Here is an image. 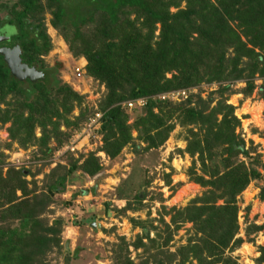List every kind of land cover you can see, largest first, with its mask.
Listing matches in <instances>:
<instances>
[{"label": "trees", "instance_id": "16d2710c", "mask_svg": "<svg viewBox=\"0 0 264 264\" xmlns=\"http://www.w3.org/2000/svg\"><path fill=\"white\" fill-rule=\"evenodd\" d=\"M183 1L185 6L180 8ZM171 7L177 10L171 13ZM45 11L50 13V24L66 40L73 55L84 56L85 74L104 86L99 102L103 117L98 131L103 138L104 153L115 157L134 142L126 125V108L120 105L130 99L147 98L143 108L131 110L144 112L137 115L133 128L137 138L146 143L145 150L163 144L174 127L172 119L176 118L183 127L196 128V131L188 129L185 152L197 159L192 161L187 175L205 191L176 210L172 223L193 222L195 231L201 233L198 246H192L194 240H189L176 253H170L162 248L170 236L164 239L162 246L155 248L157 240L149 238V232L143 233L133 246L146 247L143 239H148L155 248L149 259L155 264H172L176 254L181 264L189 256L196 258L198 264L202 261L204 264H235L230 257H223L225 250H232L241 242L235 239L232 243L238 231L236 196L250 182L261 181L258 197L264 200V161L259 155L251 156L244 139L235 132L239 119L234 115V107L224 99L212 97L213 94L221 97L230 85L220 84L207 99L191 93L178 103L155 99L154 95L196 88L202 82L240 80L250 74L262 80L259 89L264 90V0L0 2V33L5 28L16 29L11 39L0 41V47L18 45L22 63L34 66L43 74V79L36 82L20 81L10 74L0 56V102L6 104V108L0 109V123H11L10 137L20 147L38 144L39 150L49 155L51 149L47 144L51 136L58 139L65 134L67 139L83 126L87 113L86 108L81 107L84 96L58 77L57 69L62 63L56 61L55 66L50 67L43 61L52 49L44 22ZM130 14H135V20L129 19ZM231 22L236 23L239 30L236 31ZM156 25H159V35L154 41ZM240 34L247 42L241 40ZM247 43L252 47L248 48ZM244 57L248 60L243 61ZM253 88L251 80L247 92ZM7 96L10 101H6ZM215 100L216 104L210 108ZM74 108L78 109V115L71 117ZM61 125L71 127V131H60ZM36 128L41 132L39 138H35ZM133 146L136 153L141 148L137 144ZM215 158L221 162L213 164ZM196 162L199 173L195 169ZM70 164L67 169L65 165L56 164L45 176L42 190L33 178L29 182L25 179L30 174L27 169L9 168L5 177L0 175V264H46V255L59 248L62 221L57 219L49 225L43 215L54 203V196L64 193L67 175L76 167L75 162ZM82 168L90 174L99 169L94 154ZM16 191H20L19 197ZM219 200L223 201L220 205ZM130 208L128 204L123 210ZM131 221L135 226L146 228L141 221ZM252 228L259 231L264 229V224L252 225ZM119 239L120 244L114 248V264H134L124 253L128 243L122 237ZM204 251L209 260L202 259ZM258 252L254 264H264V245L258 246Z\"/></svg>", "mask_w": 264, "mask_h": 264}, {"label": "rangeland", "instance_id": "374dc122", "mask_svg": "<svg viewBox=\"0 0 264 264\" xmlns=\"http://www.w3.org/2000/svg\"><path fill=\"white\" fill-rule=\"evenodd\" d=\"M3 1L6 2V0H0V2ZM184 6L183 1L180 8ZM176 10L175 7L169 9L171 13ZM50 19V13L45 11L44 22L52 49L43 57V61L50 67L55 66L56 61L62 63V66L57 69L58 77L70 85L75 92L84 96L81 107L86 108L87 121L96 113H103L99 102L105 92L104 86L85 74L84 56L73 55L66 40L50 24ZM129 19L135 20V14H130ZM231 26L236 31L239 30L236 23L231 22ZM15 30L14 27L5 28L0 33V41L11 39ZM158 35L159 25H156L154 41ZM240 37L243 42H247L244 35L240 34ZM247 47L252 46L247 43ZM255 51L258 52V48H255ZM247 60L246 57L243 58V61ZM75 67H82L84 70V77L79 81L75 80ZM244 73L248 75L249 72ZM255 75L250 74L251 77L245 75L240 80L202 82L192 93L198 94L202 99H207L208 95L220 84H229L230 89L221 97L219 94H213L212 97L216 100L224 99L226 104L234 107V115L239 119L235 132L244 139L251 156L259 155L260 160L264 161V90L259 89V79L255 78L257 76ZM167 77H170V74H167ZM251 80L254 88L249 93L247 89ZM170 91L173 90L166 92ZM157 96L158 94L154 95V98L159 99ZM216 100L210 104V108L216 104ZM6 101H10V96L6 97ZM4 108L6 104L0 102V109ZM139 114L144 115L143 110L133 112L126 109V125L130 127V133L134 139L133 144L141 148L136 153L133 144L126 145L115 157L104 153L103 138L98 132L99 128L94 131V137L80 138L75 145V151H68L62 155H59L60 149L71 142L74 132L70 133L67 139L65 134L59 136L58 139L51 136L47 144V147L51 149L50 154L44 155L39 150L38 144L31 143L28 148L20 147L19 143L10 137L8 128L11 123L9 121L0 123V161H3V164H0V175L2 177L6 176L9 168L22 171L27 169L30 174L25 179L29 182L33 178L39 190H42L45 176L56 164L65 165V169L70 167L71 161L76 164V167L67 175L64 193L54 196V203L43 215V219L49 225L57 219L62 221L58 236L60 246L46 255V264H114V248L115 245L120 244V237L128 243L127 252L124 253L134 264L145 262L155 264L149 257L155 252L157 246L163 245L164 239L168 236L170 239L167 245L162 247L164 251L176 253L178 248L186 246L189 240H194L191 242L194 244L192 246H198L201 233L195 231L193 222L177 220V224L172 223L176 210H181L193 198L205 191V188L191 181L187 175L192 161L197 159V156L192 158L185 152L190 135L188 129L196 131V128L193 125L183 127L176 118L172 119L174 127L163 144L157 148L145 150L146 143L137 138V131L133 128V123ZM77 115L78 109L74 108L71 117ZM70 128L61 125L59 130L66 133L71 131ZM34 134L35 138H39L40 129L36 128ZM57 151V162L51 165ZM26 154L29 155L31 161L28 168L17 169L13 166L11 161L15 159L23 161ZM91 154H94L99 165V169L93 174L82 168L84 162L90 159ZM239 158L247 162L246 158L241 156ZM220 162L219 158H215L212 163ZM195 165L199 173L198 162ZM261 186V181H252L236 196L238 231L232 243L235 239H241V242L232 250L229 248L225 250L223 257H230L235 264H254L259 256L258 246L264 245V229L252 231V225L264 224V200L258 197ZM15 193L17 197L21 195L20 191ZM222 203V200L217 201L218 205ZM128 204L131 208L124 211L123 208ZM131 219L141 221L146 228L135 226ZM148 232L149 238L157 240L155 248H152L148 239H143L146 247L136 249L133 243L143 233ZM201 257L205 259L208 255L204 251ZM172 264H181L178 254ZM182 264H198V261L189 256ZM199 264H204V262Z\"/></svg>", "mask_w": 264, "mask_h": 264}, {"label": "built area", "instance_id": "2783aa9c", "mask_svg": "<svg viewBox=\"0 0 264 264\" xmlns=\"http://www.w3.org/2000/svg\"><path fill=\"white\" fill-rule=\"evenodd\" d=\"M74 76L75 80L79 81L84 77V70L82 67H75L74 69ZM259 85L262 83V80H258ZM195 90V88H189V89H178L173 90L170 92H165L158 94V98L160 100H171V101H183L187 99V97ZM195 92V91H194ZM147 103V98L145 97H138L134 99H130L127 101L122 102L120 105L122 107H125L127 110H132L133 108H143ZM103 117V113H96L93 117L89 118L83 126L79 129L74 131V134L72 135V140L69 144H67L63 149H60L59 155H62L66 152H73L75 151V145L79 142L80 138H86L90 139L91 137H94V131H96L98 128H100L101 125V119ZM99 130V129H98ZM92 135V136H91ZM63 151V152H62ZM58 157V151L56 152V155L54 154L52 164L54 165L57 162ZM29 155L26 154L23 161H20V159H15L14 161H11L13 166L18 168H28V165L30 164ZM15 162V163H14Z\"/></svg>", "mask_w": 264, "mask_h": 264}, {"label": "water", "instance_id": "95a60500", "mask_svg": "<svg viewBox=\"0 0 264 264\" xmlns=\"http://www.w3.org/2000/svg\"><path fill=\"white\" fill-rule=\"evenodd\" d=\"M20 54L21 50L18 45L13 47H0V56L13 77L20 81L29 80L30 82H36L42 80V72L34 66H28L22 63ZM92 226L94 225L92 224Z\"/></svg>", "mask_w": 264, "mask_h": 264}, {"label": "flooded vegetation", "instance_id": "af4514ba", "mask_svg": "<svg viewBox=\"0 0 264 264\" xmlns=\"http://www.w3.org/2000/svg\"><path fill=\"white\" fill-rule=\"evenodd\" d=\"M14 46V45H13ZM13 46H1V47H13Z\"/></svg>", "mask_w": 264, "mask_h": 264}]
</instances>
